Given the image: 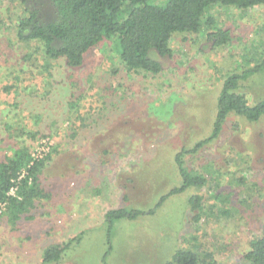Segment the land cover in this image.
Segmentation results:
<instances>
[{"label":"rangeland","instance_id":"374dc122","mask_svg":"<svg viewBox=\"0 0 264 264\" xmlns=\"http://www.w3.org/2000/svg\"><path fill=\"white\" fill-rule=\"evenodd\" d=\"M10 5L0 0L3 41L13 37ZM37 6L49 16L47 0ZM207 13L231 30L230 41L214 47L205 30L175 33L173 56L160 57L164 71L156 76L123 69L113 40L93 48L80 68L40 59L46 66L19 72V88L35 90L10 96L16 106L9 118L31 134L32 156L50 154L39 173L50 197L15 222L0 205V264H166L178 248L211 252L214 264H243L264 223V115L230 118L218 138L185 154L206 183L169 194L181 184L176 151L211 132L223 76L264 55V4L216 5ZM12 48L11 63L34 51ZM241 89L251 104L264 99V68ZM14 146L0 145V157ZM193 195L202 198L198 221ZM123 207L140 214L110 223L107 212ZM64 243L59 261L42 262L44 249Z\"/></svg>","mask_w":264,"mask_h":264},{"label":"trees","instance_id":"16d2710c","mask_svg":"<svg viewBox=\"0 0 264 264\" xmlns=\"http://www.w3.org/2000/svg\"><path fill=\"white\" fill-rule=\"evenodd\" d=\"M6 1L11 2L9 10L13 11L9 21L13 37L3 41L0 32V145L14 141L15 146L0 157V205L6 206L5 212L13 222L34 207L36 200L50 197L39 179L50 154L45 158L32 156L25 136L31 134L16 127L9 118L16 106L10 96L13 94L15 98L18 94L35 90L30 85L19 88L20 73L25 68L46 66L40 63L41 60H62L71 69L80 68L93 48L105 40H113L118 63L123 69L156 76L164 71L160 57L173 56L171 38L175 33L196 35L205 30L206 38L214 47L224 46L230 41L231 30L219 26L207 13L209 8L218 5L245 9L264 4V0H164L160 3L154 0H47L50 12L45 16L37 6L41 0ZM0 23L5 24L2 19ZM18 43L24 44L28 50L33 47L34 51L32 55L31 52L24 54L20 63L14 60L15 64L11 63V55L14 57L12 47ZM263 68L264 55L255 64L229 70L223 76L211 132L207 137L194 141L190 147L184 144L176 151L174 159L181 184L172 187L169 194L189 187H202L206 183L202 174L189 170L185 154H194L218 138L230 118L255 122L264 115V99L251 104L241 89L246 80ZM48 93L50 91L46 89L44 94ZM12 190H15L14 194ZM166 196L160 197L157 206ZM201 199L199 195L189 199L195 221L203 212ZM137 214H140L139 210L123 207L109 210L106 216L112 223L115 219L132 218ZM66 245L54 244L44 249L42 262L59 261ZM214 262L211 252L200 256L193 250L178 248L166 264ZM242 263L264 264V223L260 233L251 240L249 250L242 255Z\"/></svg>","mask_w":264,"mask_h":264}]
</instances>
